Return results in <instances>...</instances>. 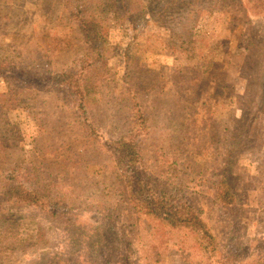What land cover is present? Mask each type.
Returning a JSON list of instances; mask_svg holds the SVG:
<instances>
[{"label":"rangeland","instance_id":"1","mask_svg":"<svg viewBox=\"0 0 264 264\" xmlns=\"http://www.w3.org/2000/svg\"><path fill=\"white\" fill-rule=\"evenodd\" d=\"M14 1L18 2L14 6L21 7V11H31L30 21L43 20L49 28L65 27L76 8L94 12L93 18L101 26L105 22L109 25L118 22L108 10L122 17L120 11L109 9L102 0H25L22 3V0H8ZM216 3L220 10L213 18L201 21L200 39L185 44L178 55L162 48L161 37L147 39L130 27L119 35L129 45L128 66L122 57L104 55L98 61L104 63L97 75L99 81L93 77L90 82L97 91H86L84 95V106L98 102L96 113L103 118V123L98 127L101 135L86 134L89 137L84 136L85 141L76 144L71 152L76 161L69 164L70 181L80 189L66 193L61 203L75 208V216L55 221L45 215L47 207L25 211H3L2 208L0 264H207L190 236L166 232L154 218L134 211L132 195L136 190L128 179L130 172L120 169L122 158L103 145L108 137L123 138L126 131L140 138L148 134L142 155L147 171L153 176L152 184L163 192L172 190L173 199L202 210L201 217L214 233L228 264H264V113H258L246 131L245 124L239 125L236 118L229 116L242 101L244 80L239 69L244 51L239 44L250 32L254 41L264 42V0H208L202 10L207 11ZM98 5L101 9H96ZM187 6L196 9V6ZM149 20L150 17L143 21ZM7 30L30 34L31 25L14 22L9 27L7 24ZM74 35L81 36L69 34L64 43L67 42L70 50H64L63 46L60 53H52L50 45L39 40L40 32L25 46L20 41L19 47L25 53L26 48L31 50L41 60L40 74L46 77L56 70L59 62L67 64L63 55L77 54L80 42L72 41ZM214 46L225 49L222 54L226 63L221 69L213 68L214 75H210V69L199 62H208L221 54L219 48L217 53H212ZM256 46L264 52V44ZM118 52L122 53V46ZM0 53L10 55L9 48L1 49ZM262 56L263 65L264 53ZM181 65L184 69L192 68L187 72L203 68L207 84L198 85L190 76L189 81H181L176 76ZM253 81L264 84L263 77H254ZM32 87L36 92V87ZM2 88L0 83V100L5 96ZM231 101L236 105L230 106ZM72 105L70 115L76 111V119L83 117L82 107ZM95 111L90 112L91 120ZM32 112L31 109L20 111L12 134L18 147L37 154L39 162L50 154L37 149L38 128ZM137 118L151 119L147 130L138 126ZM63 122L67 128L68 123ZM70 139L69 134L62 138V142H67L65 146L72 142ZM229 145L237 148V154L232 153L231 171L236 177L237 192L232 208L218 205L216 196V182L223 177V161ZM64 150L68 149L59 148L55 152V156L63 154L59 157L62 162ZM22 157L23 161L27 160V156ZM105 171L107 181L93 179ZM20 174L15 172L14 176L20 177ZM56 181L52 179V185L46 187L54 193H64L70 182L63 181L61 175ZM108 187L112 188L111 193Z\"/></svg>","mask_w":264,"mask_h":264},{"label":"trees","instance_id":"2","mask_svg":"<svg viewBox=\"0 0 264 264\" xmlns=\"http://www.w3.org/2000/svg\"><path fill=\"white\" fill-rule=\"evenodd\" d=\"M24 1L22 0L21 3ZM207 1L102 0L103 5L109 9L116 8L120 11L122 17L118 16L115 11L107 9L118 18L116 24L109 25L105 22L101 26L99 20L93 18L94 12L76 8L71 12L70 18H67L65 27L55 25L49 28L43 20L36 18L30 21L31 11L28 13L21 11V7L14 6L18 2L9 3L8 0H0V52L3 48H9L10 51V55L0 53V83L4 87L2 89L5 95L0 100V210L2 208L3 211L9 209L42 210L47 207L45 215H49L48 217L55 221L71 219L75 216L76 209L61 202H63V196L66 193L71 194L80 189L76 187L78 184H72L70 181L71 166L69 164L72 165V160L76 161L72 157V149L76 144H82L85 141L84 136L89 137L86 134L101 135V130L98 127L103 123V118L100 115L97 116L96 113L98 112L96 109L98 102L90 105L88 103L84 106L86 91H97L96 87L94 90L92 89L90 82L93 77L98 79L97 75L101 72L104 63L99 64L98 61L105 58L104 55L111 54V56L122 57L128 66L129 45L125 43L127 42L125 38L119 39L118 37L125 28L129 27L139 30L147 39L151 36L161 37L162 48L170 49L175 55L180 54V50L185 48V44H192L194 39H200L201 21L213 18L214 13L220 10L216 3L211 5L207 11H203V5ZM229 4L233 6L232 3ZM187 5L196 6V9L191 10ZM183 6L184 8H182ZM96 9H101V7L98 5ZM148 17H150L148 22L143 21ZM14 22L31 25L30 34L18 31L9 32L7 24L9 27ZM38 32H40L39 40L45 42L46 46L50 45L52 53H60L63 46L64 50H70L67 42L64 43V41L69 34H81V36H72V41L79 40L80 42L77 54L75 56L63 55L67 64L63 65L59 62L56 70L51 71L46 77L40 74L41 60L39 61L31 50L26 48L25 53L19 47L20 41L25 46ZM257 44H264V42L254 41L252 32L248 33L239 44V48L244 51L243 64L239 69L244 80L242 82V101L236 106V109L232 110V115L228 114L236 118L239 125L245 124V131L258 113H264V84L259 85L258 82L253 81L254 77L264 78V64L260 63L264 52L259 50ZM120 46H122L121 54L118 52ZM214 47L216 48H213L212 53H217L219 48L221 54H219L220 52L217 55L213 54L215 57L210 58L208 62H199L210 69V75H214L213 68L221 69L225 67L226 63L223 60L224 54H222L225 53V49L221 46ZM34 48L38 49L36 45ZM198 53L197 50L194 57L197 58ZM182 65L176 70V76L181 81H189L187 77L190 76L192 81H196L198 85L207 84L203 68L187 72L192 68L184 69ZM33 85L37 88H35L36 92H34ZM44 90L46 91L44 92ZM72 103L82 107L83 117L80 116L76 119L78 114L76 111L70 115V109L73 108ZM44 104L50 105L44 106ZM235 105L236 103L233 101L230 102V106ZM22 109H31L36 118L37 149L45 150L50 154L48 158L45 157L39 162L37 154L18 147L15 135L12 134L15 132L16 120ZM91 110H96L92 120L90 119ZM63 120L68 123L67 128ZM150 120L137 118V124L147 130ZM128 127L131 128V121L128 123ZM66 130L68 133H65ZM233 131L236 132V125L233 126ZM67 134L72 142L65 146L67 142L65 140L62 142V138ZM147 135L140 138V136L126 131L123 138L111 136L103 144L122 158L123 167L120 169L130 172L128 179L132 183L133 189L136 190V194L132 195L134 211L141 212L142 215L148 216L150 219L154 218L160 223L162 230L166 229V232L190 236L196 250L205 259V263L228 264L221 255L214 233L201 217L202 210L191 208L189 205L186 206L185 203L173 199L174 192L172 194V190L163 192L155 188V184H152L153 176L147 171L146 161L142 155L143 142ZM247 140L249 141V139ZM59 148L62 151L68 149L64 150L65 159L63 162L59 159L63 154L55 156L57 154L55 152H58ZM233 151H236L237 154V148L229 145V151L223 161L225 170L223 177H219L216 182L218 205L230 208L236 202L237 196L236 177L232 175L231 171ZM52 152L55 154L52 155ZM79 153H82L81 149ZM95 153L97 154V152ZM22 156H27V160L23 161ZM6 171H9L10 174ZM15 172H20V177H15ZM39 172L43 175H40ZM60 175L63 176V181H68L70 184L67 185L68 189L66 188L64 193H58V191L54 193L46 185L51 186V180L56 181ZM93 179L99 182L107 181L108 173L105 171L103 175ZM153 188H155L157 196ZM111 191L112 188L108 192L111 193Z\"/></svg>","mask_w":264,"mask_h":264}]
</instances>
